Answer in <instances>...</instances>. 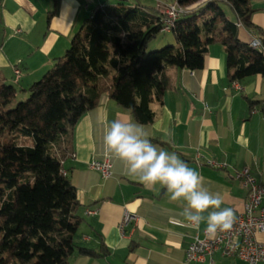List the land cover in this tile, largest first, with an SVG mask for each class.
I'll list each match as a JSON object with an SVG mask.
<instances>
[{
	"label": "crops",
	"instance_id": "1",
	"mask_svg": "<svg viewBox=\"0 0 264 264\" xmlns=\"http://www.w3.org/2000/svg\"><path fill=\"white\" fill-rule=\"evenodd\" d=\"M140 1L163 10L175 0ZM107 2L113 0H0V73L6 82L11 79L25 89L40 79L65 53L93 8ZM249 6L252 23L264 30V0H249ZM239 38L249 42L256 35L240 24ZM14 67L20 70L17 81ZM164 73L168 85L161 101L151 103L152 122H136L128 110L104 95L75 125L63 169L80 203L76 242L102 249V255L75 250L67 264H208L185 261L190 240L202 238L206 228L201 223L197 230L184 220L186 201H171L160 184L146 187L127 174L121 161L106 154L105 128L117 118L142 125L154 145L175 152L198 171L204 187L222 196L221 208L238 214L247 199L246 188L232 177L234 170L247 167L264 184V77L231 82L220 43L207 46L200 70L168 66ZM249 99L262 103L250 107ZM103 157L111 162V174L105 178L88 166L91 159ZM87 209L97 212L87 215ZM124 211L136 219L121 228ZM256 238L264 241V233ZM213 258L217 264H243L219 252Z\"/></svg>",
	"mask_w": 264,
	"mask_h": 264
},
{
	"label": "trees",
	"instance_id": "2",
	"mask_svg": "<svg viewBox=\"0 0 264 264\" xmlns=\"http://www.w3.org/2000/svg\"><path fill=\"white\" fill-rule=\"evenodd\" d=\"M176 2L188 10L169 31L178 47L148 49L163 32L166 16L159 6L113 0L96 5L65 53L40 79L20 89L28 93L25 100L15 103L17 89L0 73V264H67L75 250L102 255V249L76 242L80 203L63 169L75 125L102 96L128 110L136 122L150 123L151 103L161 101L168 85L164 70H200L213 43L223 47L231 82L264 77V30L252 23L249 0ZM240 24L261 47L239 38ZM16 134L31 136L33 144L18 145Z\"/></svg>",
	"mask_w": 264,
	"mask_h": 264
},
{
	"label": "clouds",
	"instance_id": "3",
	"mask_svg": "<svg viewBox=\"0 0 264 264\" xmlns=\"http://www.w3.org/2000/svg\"><path fill=\"white\" fill-rule=\"evenodd\" d=\"M103 144L106 154L121 161L129 176L146 187L162 185L171 201H186L181 212L184 220L197 230L206 223L205 234L209 238L233 228L235 211L221 208L222 196L204 187L201 174L175 152L154 145L142 125L117 118L105 128Z\"/></svg>",
	"mask_w": 264,
	"mask_h": 264
},
{
	"label": "built area",
	"instance_id": "4",
	"mask_svg": "<svg viewBox=\"0 0 264 264\" xmlns=\"http://www.w3.org/2000/svg\"><path fill=\"white\" fill-rule=\"evenodd\" d=\"M163 11L166 16V24H163L162 31L169 32L173 17L188 10L179 6L175 0L164 5ZM251 44L260 47L257 44V39L253 40ZM13 71L15 77L19 78V68L14 67ZM215 165L218 167L226 166L221 163ZM88 166L99 171L104 178L111 174V162L107 157L93 158L89 161ZM232 177L240 181L247 190V199L242 212L236 214L237 220L229 232L218 233L213 239L209 238L204 230L202 238L193 237L185 251L186 262L217 264L213 255L219 252L222 257L237 259L243 264H264V241L256 238L257 234L264 233V205H262L264 184L247 167L234 170ZM96 212L95 209L86 210L87 215H94ZM135 219L134 214L124 211L120 224L121 228Z\"/></svg>",
	"mask_w": 264,
	"mask_h": 264
},
{
	"label": "rangeland",
	"instance_id": "5",
	"mask_svg": "<svg viewBox=\"0 0 264 264\" xmlns=\"http://www.w3.org/2000/svg\"><path fill=\"white\" fill-rule=\"evenodd\" d=\"M171 0H168L170 2ZM93 4V3H92ZM176 40L172 34V32H160L156 39L150 44L148 49L150 50H156L159 49L165 45H174L175 46ZM113 75V71H110V76ZM8 84H13L15 88L17 89V97L15 99V103L20 100H25L28 97L27 92L20 91V88L17 87L15 83H12V80L9 79ZM14 141L18 145H24V146H31L33 144V138L29 135H22V134H16L14 136Z\"/></svg>",
	"mask_w": 264,
	"mask_h": 264
},
{
	"label": "bare ground",
	"instance_id": "6",
	"mask_svg": "<svg viewBox=\"0 0 264 264\" xmlns=\"http://www.w3.org/2000/svg\"><path fill=\"white\" fill-rule=\"evenodd\" d=\"M181 15H182V14H178V15H175V16L173 17V19L171 20V28H172V26L174 25V23H175V21L177 20V18H178L179 16H181ZM164 24H166V17H165V19H164ZM257 41H259V43H257V44L261 47L260 40H257ZM251 46H253V47H258V46L253 45V44H251Z\"/></svg>",
	"mask_w": 264,
	"mask_h": 264
}]
</instances>
